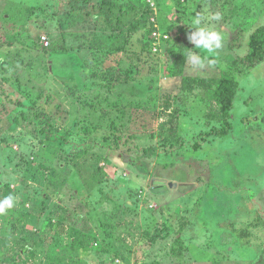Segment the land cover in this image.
Wrapping results in <instances>:
<instances>
[{"label": "rangeland", "instance_id": "1", "mask_svg": "<svg viewBox=\"0 0 264 264\" xmlns=\"http://www.w3.org/2000/svg\"><path fill=\"white\" fill-rule=\"evenodd\" d=\"M263 24L264 0H0V264H264V61L192 149Z\"/></svg>", "mask_w": 264, "mask_h": 264}, {"label": "trees", "instance_id": "2", "mask_svg": "<svg viewBox=\"0 0 264 264\" xmlns=\"http://www.w3.org/2000/svg\"><path fill=\"white\" fill-rule=\"evenodd\" d=\"M263 61L264 24L251 35L248 54L231 63L221 78L212 85L214 96L221 105L222 128L208 136L202 137L197 143L192 145L193 150L199 151L205 144L210 142L211 137L225 138L229 135L232 129L231 112L234 109L239 88L237 76L242 70L255 68ZM144 152L153 153L150 149H145Z\"/></svg>", "mask_w": 264, "mask_h": 264}, {"label": "clouds", "instance_id": "3", "mask_svg": "<svg viewBox=\"0 0 264 264\" xmlns=\"http://www.w3.org/2000/svg\"><path fill=\"white\" fill-rule=\"evenodd\" d=\"M210 20L221 19L220 14L216 13L209 17ZM192 31L188 39L195 46V49H201L209 54L214 53L217 49L222 47V34L212 27H206L202 24L201 18L196 17L191 21ZM187 59L190 60L193 65L203 66L204 59L198 53L190 51L187 55ZM16 203L14 195L9 194L0 200V215L5 214L8 210H11Z\"/></svg>", "mask_w": 264, "mask_h": 264}, {"label": "built area", "instance_id": "4", "mask_svg": "<svg viewBox=\"0 0 264 264\" xmlns=\"http://www.w3.org/2000/svg\"><path fill=\"white\" fill-rule=\"evenodd\" d=\"M153 17L157 18L158 13L156 15H153ZM155 23H156V20L152 19V24H155ZM165 35H166V33H165ZM152 38L155 40V42H158L159 44H160V42H165L168 40V36H164V34H162L161 31L159 30V28H156V30L153 31Z\"/></svg>", "mask_w": 264, "mask_h": 264}, {"label": "water", "instance_id": "5", "mask_svg": "<svg viewBox=\"0 0 264 264\" xmlns=\"http://www.w3.org/2000/svg\"><path fill=\"white\" fill-rule=\"evenodd\" d=\"M169 187H170L171 189H176V188L178 187V185L175 184V183H171V184L169 185Z\"/></svg>", "mask_w": 264, "mask_h": 264}, {"label": "crops", "instance_id": "6", "mask_svg": "<svg viewBox=\"0 0 264 264\" xmlns=\"http://www.w3.org/2000/svg\"><path fill=\"white\" fill-rule=\"evenodd\" d=\"M178 185V184H177ZM187 185V184H186ZM185 186V185H184ZM179 188V185H178V187L176 188V189H173V190H177ZM171 189V188H170Z\"/></svg>", "mask_w": 264, "mask_h": 264}]
</instances>
